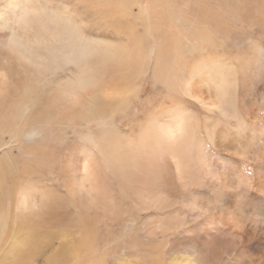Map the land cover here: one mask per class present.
Listing matches in <instances>:
<instances>
[{"label":"bare ground","instance_id":"obj_1","mask_svg":"<svg viewBox=\"0 0 264 264\" xmlns=\"http://www.w3.org/2000/svg\"><path fill=\"white\" fill-rule=\"evenodd\" d=\"M37 3L0 0V133L15 143L21 139L57 138L56 131L67 134L70 128L78 141L75 145L62 143L57 152H52L59 159L57 163L47 157V151L41 152L40 164L45 161L58 166H43L48 173H37V177L59 181L55 172L59 166L63 168L64 160L72 184L89 193L87 183L101 188L108 171L111 180L122 183L129 180V170H133L131 178L138 181L135 171L152 166L157 149L172 159L181 186L190 195L188 202L178 201L184 213L173 217L179 222L176 231L169 234L173 235L169 239V256L177 255L183 264H264V106L249 92V112L243 114L238 96L243 91L238 90L242 80L236 81L232 64L222 58L206 64L204 57L206 42L215 40L221 49L237 48L231 40L237 38L235 32L244 28L228 24L232 28H228V35L214 32L212 23L217 20L209 16L210 7L224 10L231 22L239 24L252 19L249 4L258 14L264 0H74L72 7H79L87 18L83 23L109 24L126 37L137 31L142 38L153 39L155 45L137 42L135 52L116 42L96 40L70 15L44 12ZM200 15H205L204 21ZM259 22L245 26L249 34L256 36L255 41L250 40L253 56L262 51L259 44L264 39V24ZM234 52L239 66L244 60H240L239 50ZM149 66H153L151 80L166 84L170 96L156 98V102L149 98L143 101H149L154 111H165L173 124L159 123L155 114L148 113L146 129L143 128L146 135H141L139 141L145 147V154L139 157L141 163L138 156L121 152L113 123L120 112L133 124L127 111L134 105L132 99L140 101ZM179 74L185 94L207 111L199 134L193 115L172 99L171 93H176L179 86ZM140 105L135 106V115L143 113ZM208 113L218 114L219 122H212ZM129 142L135 146L131 139ZM42 145L36 146V154ZM72 145L73 149H68ZM133 148L137 150L138 146ZM5 157L1 173L6 179L14 178L15 162ZM101 168L105 176L98 171ZM119 186L124 192L125 187ZM136 190L137 197H132L131 205L138 210L162 209L171 200L150 193L144 186ZM52 195L22 191L16 203L25 217L35 212L42 220L64 215L66 207ZM1 209L4 210L2 202ZM2 228L3 233L4 225ZM18 241L21 242L17 238L14 245ZM43 244L31 247V254L42 252ZM64 253L61 248L48 263L62 264Z\"/></svg>","mask_w":264,"mask_h":264},{"label":"rangeland","instance_id":"obj_2","mask_svg":"<svg viewBox=\"0 0 264 264\" xmlns=\"http://www.w3.org/2000/svg\"><path fill=\"white\" fill-rule=\"evenodd\" d=\"M38 1L37 7L43 9L44 12L47 10V12L51 14L60 12L70 15L75 22L85 29L87 35L96 40L112 44L116 42L114 43L115 45H125V48L133 52H135L138 43H142L144 46L148 44L155 45L152 38L148 37V39H144L137 31H134L132 37H126V34L122 32L117 33L113 31L109 24L100 25L94 21L83 23L82 20H87V18L79 7H72L74 0H43L45 2L42 3H40V0H37V2ZM248 6L250 9L249 12L252 14V19H248L239 24L231 22V16L224 10L215 9L214 6L209 8V16L212 19L216 17L215 19L217 20L212 23L214 32L226 35L230 25L232 28L233 26L240 28L242 26L244 28L242 32H235L234 36L237 38L231 40L234 47L237 48L231 49L225 47L221 49L214 40L213 43H205L207 45V51L204 52L206 64L213 63L220 60V58L224 59L228 65L229 63L232 64V71L233 73L235 72V74L237 73L238 77L236 81L239 82V79L242 80L240 82L243 88L239 85L240 87H238V90L243 89V91L241 90L242 93L240 92L238 96L240 97L241 109L244 111L243 114H248L249 112L248 109L250 107L246 102L249 92L257 99L259 104L264 106V101L262 102V99L264 100V39L261 40L260 43L262 46L259 44L260 50H262L260 51L261 54L257 51L255 56H253L255 52L250 47V40L252 43V41H255L256 36L254 35V37L252 36L253 34H249L248 28H245V26H248L249 23L253 21L255 22V20L258 22L263 21L264 13L260 15V12L264 9V4L260 7L258 14H255V10L252 9L254 6L250 4ZM204 16L205 15H200L199 18L202 17L204 21V18H206ZM210 17L209 19H211ZM221 18L223 19L221 20ZM225 21H227V26L224 23ZM259 23L263 25L264 21ZM228 24H230L229 27ZM219 25L222 26L219 27ZM256 34L260 35V32L257 30ZM130 43L132 45H130ZM236 49L240 52H238V56L242 57L238 59L241 61L242 59L244 60L239 66L235 61L236 52H234V50ZM208 59H210V62ZM250 63L252 64L251 67ZM152 69L153 66H149L146 74L147 81L143 84L140 93L139 100L143 102V104L140 105V101L138 102L137 99H132L134 105L127 111V113L130 114L128 117H131V120H133V124L131 125L129 119L127 120L124 118L120 112L115 115L113 125L118 132V141L120 140L119 149H122L121 152L124 154L128 153L126 156L130 154V156L136 155L139 158L140 156L143 157V154H145V147H142L139 141L141 135H143V137L146 135L144 131L146 128H144V126H146L149 114H155L156 121L159 123L173 124V119L171 120V118L165 114V111H154L148 100V102L143 101L149 98L156 102L157 99L170 96L166 84L151 80ZM240 70L242 72H240ZM180 75L181 74L178 75L180 81L177 82L179 85L177 92L171 93V95H173L172 99H177L181 104V108L183 107V110L193 115L194 120L198 124L197 131L199 134V132L204 129L207 111L201 106L199 101L185 94L183 88L180 87ZM136 105H140V109L143 110V113H137L135 115L134 108ZM211 114L208 113L212 118V122H219L220 118L218 114ZM213 117L215 120H213ZM79 129L80 128H78V130ZM67 131V134L64 131H56L57 138L47 137L43 139L45 141L21 139L19 142L15 143L9 142L7 134L0 133V162H2L0 163V201L4 204V210L1 209L2 212L0 211V225L2 227L4 225L5 227L3 233V228L0 227V264H49L48 260L51 255L60 251L61 248L65 252L63 256L65 261H63L64 263L62 262V264H183V259L179 258L177 255L176 258L169 256L167 252L169 248V239L173 236L169 234L176 231V224L179 222L177 219L174 220L173 217H181L184 213V209L178 201L188 202L190 198V195L185 192L181 186V181L177 176L175 164L172 159L156 149V151L153 152V156H155L152 166L148 169L147 167H142L143 169L141 168L135 171L137 173L136 178H140L138 181L131 178L134 172L133 170H129L131 173L129 180L122 183L111 180L109 178L111 174L108 171L106 173L107 179L105 178L101 188L87 183L88 186L91 187L89 193L87 192L88 189L81 190L78 185L72 184V181L67 176L69 171L66 166L68 165L64 160L61 162L63 168L61 169V166H59L57 173L55 172L56 176L60 177L59 181L40 179L37 177V173H48V171L42 168L43 166H58L57 164L53 165V163H47L45 161H43L44 164H40L43 159L40 155L41 152L46 153L47 151V157L50 156L49 158L53 161L56 160L57 163L59 159L52 156V152H57L56 150H58V148L60 149L62 143L65 142L74 145L77 144V137L72 132V129L69 128ZM130 139L135 143V146H132L129 142ZM21 143H23V145ZM39 145H42L41 148H38L41 151L39 154H36V146L40 147ZM137 146V150L136 148H133L134 150L132 149V147ZM210 147L212 149L210 152L212 153L214 151L212 144ZM68 149L72 150L73 145ZM135 150L136 152H134ZM5 155H8V157L15 162L14 168L16 175L14 178L7 177L6 179L1 173L5 168L2 166L6 164ZM160 157L162 158L159 159ZM139 159L138 161L142 163L143 160L141 158ZM194 166L196 169H199L196 161ZM24 169L25 172H23ZM51 171L54 173V170ZM98 171L105 176L102 168L98 169ZM46 177L48 178V176ZM119 185L125 187L124 192L120 190L121 187ZM142 186L146 187L149 192L151 190L150 193H159L166 201L167 199H171L169 200L168 206L158 210L150 209L145 211L132 208L131 200L137 197L136 189ZM22 191L37 194L43 192L46 195L53 194L54 197L59 198L64 207H66V209L64 208L66 210H64L65 214L54 215L45 220L39 219L36 212L33 213L32 216H23L25 212L19 211L16 203V197L18 195L20 196ZM166 221L169 223L167 226ZM167 227L168 230L170 228L169 232L167 231ZM180 231L176 233L182 235V231ZM17 238H19L21 242L18 241L14 245ZM35 244H43L41 248L44 250L36 254H31V247Z\"/></svg>","mask_w":264,"mask_h":264}]
</instances>
